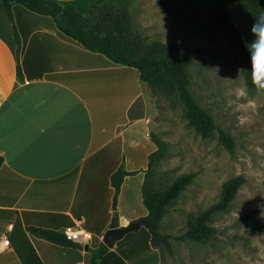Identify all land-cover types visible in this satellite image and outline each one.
<instances>
[{"label":"crops","instance_id":"obj_1","mask_svg":"<svg viewBox=\"0 0 264 264\" xmlns=\"http://www.w3.org/2000/svg\"><path fill=\"white\" fill-rule=\"evenodd\" d=\"M58 1L87 13L91 0ZM209 2L231 14L245 45L253 40L251 26L264 17L258 0ZM130 11L150 39L173 40L161 0H130ZM152 109L153 91L136 68L106 63L60 31L52 16L24 4H13L10 16L0 0V234L10 238L0 264H84L87 246L100 245L112 221L111 176L122 165L137 172L119 192L120 224L147 215L124 212V194L136 176L143 185L157 148ZM69 225L96 230L98 240L93 234L85 247L62 246L28 228Z\"/></svg>","mask_w":264,"mask_h":264},{"label":"rangeland","instance_id":"obj_2","mask_svg":"<svg viewBox=\"0 0 264 264\" xmlns=\"http://www.w3.org/2000/svg\"><path fill=\"white\" fill-rule=\"evenodd\" d=\"M170 21L172 41L184 40L193 51V86L216 122V133L204 138L189 123L178 97L153 92L151 135L168 143L166 155L154 161L156 179L170 183L183 172L193 171L196 175L167 205L160 223V230L172 235V250L154 247L149 227L142 226L119 239L99 264H264V96L256 97L258 108L252 112L233 95L237 87L246 88L251 96L256 95V90L247 83L238 42L224 33L208 3L194 0L175 21ZM241 116L247 118L244 124L238 119ZM218 128L234 136V153L220 142ZM237 174H244L246 182L231 206L214 211L207 221L214 229L213 239L204 243L188 237L189 214L200 215L218 202L224 182ZM131 182V189L124 194V212L148 213L140 177ZM115 199L113 216L120 220V193L116 191L113 203ZM91 232L98 240V232ZM92 252L93 248L86 253L84 264H90Z\"/></svg>","mask_w":264,"mask_h":264},{"label":"trees","instance_id":"obj_3","mask_svg":"<svg viewBox=\"0 0 264 264\" xmlns=\"http://www.w3.org/2000/svg\"><path fill=\"white\" fill-rule=\"evenodd\" d=\"M172 20L194 0H161ZM221 29L229 38L238 42L239 57L250 88L252 85L251 60L241 29L231 14L222 6L206 0ZM5 10L12 16V6L21 3L30 9L54 18L60 31L72 36L85 48L98 52L106 63L125 64L136 68L142 80L146 81L152 91L162 96L178 99L184 104L189 123L204 138L216 133L217 125L209 110L201 103L193 86L190 67L193 63V51L184 40H152L139 31L132 18L130 0H91L87 13H81L72 5H63L58 0H2ZM264 10V0H258ZM18 74L22 76L20 62V36L16 32ZM219 140L229 152L236 150L234 136L224 128H218ZM157 146L149 156L142 185V196L148 209L146 216L152 226L149 227L151 242L156 248L172 250V235L160 230V223L167 212V205L175 201L191 184L195 172H183L170 183L158 181L155 176L154 161L162 159L167 153L168 143L153 135ZM4 163L0 155V166ZM137 171L126 170L120 166L111 176L112 185L120 192L124 179ZM246 182L244 174L231 176L224 182L222 195L218 202L208 207L200 215L190 213L186 235L196 241L209 242L214 237V229L207 224L214 211L229 208L236 197L240 186ZM254 210L249 213L254 214ZM32 234L46 238L62 246L81 247L69 239L63 230L29 226ZM91 250L90 247H88ZM110 250L104 242L93 248L90 264H99L100 259Z\"/></svg>","mask_w":264,"mask_h":264},{"label":"clouds","instance_id":"obj_4","mask_svg":"<svg viewBox=\"0 0 264 264\" xmlns=\"http://www.w3.org/2000/svg\"><path fill=\"white\" fill-rule=\"evenodd\" d=\"M253 40L247 45L250 52L252 68V85L256 95L251 96L246 88L237 87L233 90L236 99L243 101L244 109L255 112L258 108L256 97L264 96V17L255 19L251 26ZM241 124H244L246 117H238Z\"/></svg>","mask_w":264,"mask_h":264},{"label":"water","instance_id":"obj_5","mask_svg":"<svg viewBox=\"0 0 264 264\" xmlns=\"http://www.w3.org/2000/svg\"><path fill=\"white\" fill-rule=\"evenodd\" d=\"M113 207L114 209L117 208L116 199L114 200ZM142 226L151 227L152 223L146 217H141V218L131 221L127 225H121L119 217L115 215L113 216L109 227L105 231V234L103 236V242L110 248L114 247L117 241L121 239L123 236H125L128 232L135 230V229H139Z\"/></svg>","mask_w":264,"mask_h":264},{"label":"built area","instance_id":"obj_6","mask_svg":"<svg viewBox=\"0 0 264 264\" xmlns=\"http://www.w3.org/2000/svg\"><path fill=\"white\" fill-rule=\"evenodd\" d=\"M64 233L69 239L79 243L81 246H86L89 240L93 237V233L79 225H69L64 230ZM10 244L9 235L5 232L0 234V249L7 247Z\"/></svg>","mask_w":264,"mask_h":264}]
</instances>
